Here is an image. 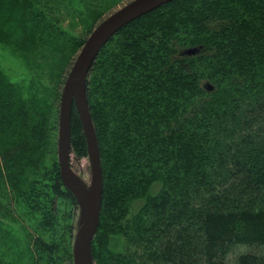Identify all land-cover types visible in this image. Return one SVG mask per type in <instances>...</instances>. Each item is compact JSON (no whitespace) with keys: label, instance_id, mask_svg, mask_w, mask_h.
Instances as JSON below:
<instances>
[{"label":"trees","instance_id":"16d2710c","mask_svg":"<svg viewBox=\"0 0 264 264\" xmlns=\"http://www.w3.org/2000/svg\"><path fill=\"white\" fill-rule=\"evenodd\" d=\"M2 1L16 4L23 17L41 18L25 0ZM49 1L70 9L71 0ZM89 6L84 12L93 10ZM49 14L53 25L61 22ZM77 16L82 38L63 28L49 32L46 25L41 32L59 51L69 49L59 59L62 75L99 17L83 23L86 18ZM86 84L102 171L93 263L227 264L234 245L264 246V0L168 2L112 37ZM18 101L0 85V135L16 137L1 151V172L42 217L41 234L30 236L35 264L71 263L70 211L54 209L50 193L75 209L77 203L57 164L47 169L43 163L49 117L37 111L32 129L23 133L26 126L13 124L10 115ZM76 121L73 107L71 124ZM34 174L44 181L52 175L55 183L44 184L43 193L22 188L30 177L37 184ZM154 179L160 190L126 219V203ZM112 236L123 238L127 250L112 252ZM235 264H264V255L241 253Z\"/></svg>","mask_w":264,"mask_h":264},{"label":"rangeland","instance_id":"374dc122","mask_svg":"<svg viewBox=\"0 0 264 264\" xmlns=\"http://www.w3.org/2000/svg\"><path fill=\"white\" fill-rule=\"evenodd\" d=\"M25 1L29 3L36 13L40 14L39 17L43 18L44 21L41 18L40 20H37L38 18L35 20L29 15L23 17L16 4L9 2L10 7H12L10 9L6 1L0 0V85L6 86L19 99L17 104L10 107V115L13 124H23L26 126L22 129L23 133L32 129L37 111L46 112L49 119L46 134L47 142L45 145L47 153L43 163L47 169L52 163H56L59 168L57 140L60 97L66 77L81 47L72 55L70 61L67 62V68L62 75L64 64L59 63V59L62 57V60H65V57L70 54L68 52L69 49L59 51L56 47L51 46L49 41H44L43 36L46 34L41 35L43 27L46 25L49 32L61 31L60 28H63L69 33L82 38L84 29L77 15L79 14V16L86 18L83 23H88L90 19L94 21L99 16L92 24L88 34H85L86 39L92 29L101 20L132 0H71L69 10L68 8H62L59 3L56 8L52 4V1L49 0ZM87 5H90L89 10L92 7L93 10L84 12L83 9ZM50 11L54 13V17L61 19L59 24L53 25L54 20H50L48 17L51 15L49 14ZM31 21L35 23L31 24ZM71 22L73 23L70 24ZM49 27L51 30H49ZM25 29L32 31V33L35 32L36 35L29 36L25 32ZM196 49L192 47L187 48L185 51L193 52ZM61 75L62 81L61 79L60 81L62 83L58 86L56 82ZM54 90L59 92L55 93ZM19 105L22 109H20ZM18 112H20L19 115L17 114ZM24 112L26 114L23 117H26V120L22 118ZM79 122L76 121L75 124H71L70 166L89 187L90 167L87 150L85 151V155L81 154L83 144L80 137L84 138V135ZM15 138V136L9 138L4 133L0 135V264H35L33 256L35 252L33 254L31 250L33 244L30 236L41 234V230L39 231V225L37 224L38 220L41 219L42 221V217L30 207H27L24 197L19 196V193H15L9 188L6 182L7 178L1 172L4 162L3 158H1V151L11 147V144L15 142ZM32 176L38 178L37 184L33 183V178L30 177L28 180L23 181L22 188L25 187L27 190L34 188L38 192L43 193L44 191H48L47 187L49 186L46 185H54L55 183L52 175H49L46 181L39 174ZM160 188V180L154 179L143 195L130 199L125 205L126 219H131L135 216L145 205L148 198L157 194ZM24 195L27 197L26 194ZM50 197L53 199L54 209H69L70 211L69 222L71 233L69 235V242L71 243L72 257L73 241L79 228L78 206L75 209L71 204L52 193H50ZM58 216L55 217L56 220L59 219ZM111 238L109 247L112 252H124L127 250L128 247L123 238H119V236H112ZM245 252H256L264 255V246L253 248L246 245H234L226 257V263L235 264L236 257ZM62 259L60 264H73V258H71V263L69 261H64L63 263Z\"/></svg>","mask_w":264,"mask_h":264},{"label":"water","instance_id":"95a60500","mask_svg":"<svg viewBox=\"0 0 264 264\" xmlns=\"http://www.w3.org/2000/svg\"><path fill=\"white\" fill-rule=\"evenodd\" d=\"M171 1L132 0L101 20L82 44L64 82L59 105L57 158L61 182L73 195L79 209V228L72 246L73 264H93L91 245L99 225L102 200L100 152L87 100L86 83L90 68L102 48L120 29ZM73 107L85 139L90 167L89 187L70 166Z\"/></svg>","mask_w":264,"mask_h":264},{"label":"bare ground","instance_id":"6f19581e","mask_svg":"<svg viewBox=\"0 0 264 264\" xmlns=\"http://www.w3.org/2000/svg\"><path fill=\"white\" fill-rule=\"evenodd\" d=\"M130 211V210H129Z\"/></svg>","mask_w":264,"mask_h":264}]
</instances>
